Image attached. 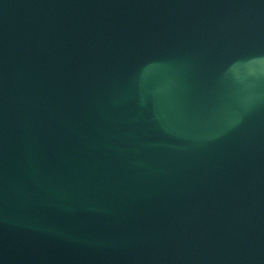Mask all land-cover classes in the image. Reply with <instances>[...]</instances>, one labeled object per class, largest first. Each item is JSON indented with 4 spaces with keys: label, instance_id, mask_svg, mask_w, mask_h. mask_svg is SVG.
<instances>
[{
    "label": "water",
    "instance_id": "water-1",
    "mask_svg": "<svg viewBox=\"0 0 264 264\" xmlns=\"http://www.w3.org/2000/svg\"><path fill=\"white\" fill-rule=\"evenodd\" d=\"M0 264H264V0H0Z\"/></svg>",
    "mask_w": 264,
    "mask_h": 264
}]
</instances>
